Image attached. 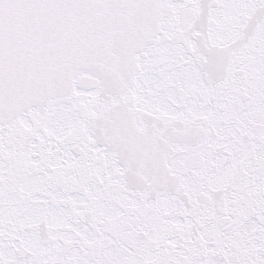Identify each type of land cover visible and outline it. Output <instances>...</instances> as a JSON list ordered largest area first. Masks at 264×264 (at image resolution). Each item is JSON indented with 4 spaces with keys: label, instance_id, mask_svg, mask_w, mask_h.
<instances>
[{
    "label": "snow or ice",
    "instance_id": "1",
    "mask_svg": "<svg viewBox=\"0 0 264 264\" xmlns=\"http://www.w3.org/2000/svg\"><path fill=\"white\" fill-rule=\"evenodd\" d=\"M0 264H264V0H0Z\"/></svg>",
    "mask_w": 264,
    "mask_h": 264
}]
</instances>
